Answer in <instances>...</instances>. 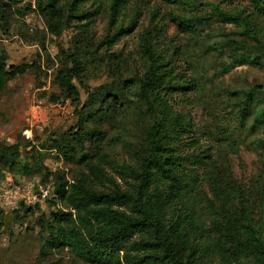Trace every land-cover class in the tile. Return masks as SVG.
Segmentation results:
<instances>
[{
	"label": "rangeland",
	"instance_id": "rangeland-1",
	"mask_svg": "<svg viewBox=\"0 0 264 264\" xmlns=\"http://www.w3.org/2000/svg\"><path fill=\"white\" fill-rule=\"evenodd\" d=\"M48 2L0 0V58L30 66L0 93V190L51 192L0 211V264H83L48 246L52 212L105 197L114 205L96 209L130 214L119 197L133 195L131 171L149 153L152 119L139 97L149 56L158 75L191 89L175 101L214 182L202 184L207 227L215 212L243 213L264 247V89L242 100L264 88V0H60L52 11ZM75 66L76 99L58 82ZM229 253L202 264H264V251Z\"/></svg>",
	"mask_w": 264,
	"mask_h": 264
},
{
	"label": "trees",
	"instance_id": "trees-1",
	"mask_svg": "<svg viewBox=\"0 0 264 264\" xmlns=\"http://www.w3.org/2000/svg\"><path fill=\"white\" fill-rule=\"evenodd\" d=\"M59 1L49 0L47 7L52 11ZM39 9L45 11L42 7ZM149 60L150 72L139 84V97L152 119L146 137L149 153L142 161L139 174L131 171L137 182L133 195L119 197L131 207L130 214L116 218L111 210L96 209L108 203L105 197L87 204H74L76 214L52 212L53 222L47 227L52 233L48 246L69 249L83 264H202L221 255L229 258V252L239 248L243 252L264 251L257 231L243 213L236 218L235 214L215 212L207 227L206 211L201 207L202 184L205 179L214 182L209 175L203 177L207 164L196 152V140L188 137V124L175 101L189 88L172 86L166 72L157 74L163 65L151 56ZM29 69L28 65L8 66L0 58V93L10 81ZM82 73L75 66L68 75L59 76V87L69 98H77L72 80ZM263 89L253 87L242 100L249 101L252 93ZM259 120L264 123L263 110ZM4 150L14 152L16 148ZM15 155L18 154L15 152ZM64 187L54 190L55 198L65 195ZM227 243L231 244L230 248Z\"/></svg>",
	"mask_w": 264,
	"mask_h": 264
},
{
	"label": "built area",
	"instance_id": "built-area-1",
	"mask_svg": "<svg viewBox=\"0 0 264 264\" xmlns=\"http://www.w3.org/2000/svg\"><path fill=\"white\" fill-rule=\"evenodd\" d=\"M41 188L38 194L34 195L30 187L22 186L13 189L0 190V211H16L20 204L34 206L36 203L47 201L51 192L49 189Z\"/></svg>",
	"mask_w": 264,
	"mask_h": 264
}]
</instances>
